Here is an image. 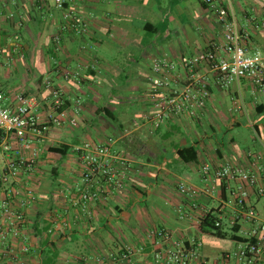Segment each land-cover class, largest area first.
Wrapping results in <instances>:
<instances>
[{"label":"crops","instance_id":"0c3cea01","mask_svg":"<svg viewBox=\"0 0 264 264\" xmlns=\"http://www.w3.org/2000/svg\"><path fill=\"white\" fill-rule=\"evenodd\" d=\"M65 9L81 21L82 33L63 19L55 0H0V86L10 100L20 93L33 97V112L45 128L39 141L24 146L13 136L4 138L25 156L39 151L31 173L11 176L6 171L9 156L0 147V177H6L0 181V200L15 183L30 185L37 198L25 211L30 252L24 260L154 264V253L166 243L156 245L148 232L164 230L171 242L202 243L189 264H239L232 256L237 242L231 237L236 229L243 237L252 228L223 205L235 183L224 180L214 195L195 201L178 187H204V165L216 170L227 163L263 177L264 91L247 80L220 88L211 79L200 115L155 129L146 118L155 109L148 79L154 61L163 55L177 60L221 43L220 11L232 15L248 35V53H264V0H66ZM180 76L184 78L182 72ZM55 90L62 95L57 111L51 96ZM110 139L112 149L126 161L124 188L93 206L92 221L39 234L38 224L48 229L52 218L64 215L60 191L80 183L74 147ZM57 147L68 150L63 155L50 152ZM184 149H189L187 161L178 155ZM248 204L264 219V197L257 188L249 189ZM204 211L221 216L224 238L200 233ZM124 249L131 251L129 263L109 259Z\"/></svg>","mask_w":264,"mask_h":264},{"label":"built area","instance_id":"2783aa9c","mask_svg":"<svg viewBox=\"0 0 264 264\" xmlns=\"http://www.w3.org/2000/svg\"><path fill=\"white\" fill-rule=\"evenodd\" d=\"M204 1L210 3V0ZM55 5L64 11L63 19L70 21V27L78 34L82 33L84 27L81 21L65 9L66 0H55ZM218 20L223 29L221 43H211L205 50L191 57L182 56L172 60L163 55L154 61L153 76L148 79V84L151 104L155 109L146 118L155 129L167 121L194 119L200 115L208 101L211 79H214L220 88H228L232 84L247 80L255 90L264 91V53H248L244 46L248 35L242 33L232 15L220 11ZM180 72L184 74L182 79ZM51 96L52 105L57 111L62 105V95L55 90ZM34 105L33 97L24 93L17 94L10 100L0 86V147L9 156L6 171L16 178L34 170L38 163L39 151L33 149L29 156H25L13 149L4 138L13 136L19 145L24 146L39 141L44 136L45 128L33 112ZM56 122L55 119L51 120V123ZM112 143L110 139L106 144L85 143L74 147L73 151L81 168L80 183L67 192L60 191L66 202L64 215L52 218L47 229L48 234L69 231L82 222L92 221L93 206L106 196H113L124 188L127 180L124 171L126 161L115 153ZM201 173L204 187L194 188L182 183L178 187L179 192L195 201L199 197L214 195L218 183L224 180L234 182L235 190L223 205L243 216L252 229L242 233L246 240L237 243V250L232 256L239 264H262L264 219L249 206L248 197L249 189L254 188L264 197V174L260 179L251 171L227 163L216 170L204 165ZM0 181L6 182L5 175L0 177ZM36 199L35 191L30 185L15 183V186L6 190L0 200V264H30L23 258L30 252L28 238L24 233L25 211L35 204ZM209 212L204 211L202 218ZM214 225L216 228L222 226L219 214ZM231 226L233 227L234 223H231ZM148 238L156 245L159 241L166 243L163 250L158 249L154 253V264H189L202 247V243L195 239L190 242H171V235L164 230H150ZM252 239H255V242ZM130 254L129 249H124L109 254V259L129 263Z\"/></svg>","mask_w":264,"mask_h":264},{"label":"trees","instance_id":"16d2710c","mask_svg":"<svg viewBox=\"0 0 264 264\" xmlns=\"http://www.w3.org/2000/svg\"><path fill=\"white\" fill-rule=\"evenodd\" d=\"M67 150L68 148L66 147H57V148H51L50 152L60 153L61 155H63L67 152ZM187 152H189V149L180 150L178 152V155L182 161H187L184 157V154ZM216 220H217V214L215 213V211H210L205 217L201 219V222L199 225L200 233L213 235L219 238H224L225 234L222 232L221 228H216L214 225ZM36 230L38 231L39 234H42L44 230L47 231V228L44 229L41 224H38V227H36ZM237 233H238V230L236 229L233 232V235L231 237L232 240L237 243L245 242L246 239L238 236ZM252 241L255 242V239H252ZM43 264H45L44 261H43Z\"/></svg>","mask_w":264,"mask_h":264}]
</instances>
